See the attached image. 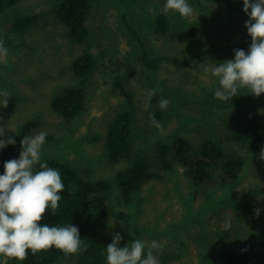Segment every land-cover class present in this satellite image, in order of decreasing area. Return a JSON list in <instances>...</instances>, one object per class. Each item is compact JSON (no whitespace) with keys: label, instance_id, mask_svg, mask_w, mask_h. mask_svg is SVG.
I'll use <instances>...</instances> for the list:
<instances>
[{"label":"rangeland","instance_id":"374dc122","mask_svg":"<svg viewBox=\"0 0 264 264\" xmlns=\"http://www.w3.org/2000/svg\"><path fill=\"white\" fill-rule=\"evenodd\" d=\"M59 2L20 0L0 15L4 29L13 27L17 16H36L22 32H11L13 46H5L7 62H0V90L9 93L8 106L0 108L3 138L16 141L18 126L36 118L39 124L30 136L44 131L55 138L43 146L42 159L44 155L69 159L87 179H111L114 212L102 219L106 246L119 233L120 247L136 239L163 245L162 252L155 253L159 264H225L228 251L264 242V161L259 158L264 146L252 152L248 139L232 138L250 121L264 129V94L254 97L240 89L236 96L246 97L238 106L231 99L218 100L214 97L218 81L204 72L205 67L234 59L236 49L248 51L251 37L244 24L249 17L235 7V0H188L193 15L184 19L168 14L165 35L150 23L162 13L165 0H132L126 6L120 0H90L86 23L91 34L82 44L68 39L65 25L55 15ZM130 26L142 36L141 44ZM143 49L158 60L154 69L142 61ZM84 51L96 56V66L86 86L83 111L66 120L52 109L51 100L79 82L71 63ZM157 86L162 91L149 100L146 90ZM161 97L169 101L166 110L159 108ZM122 109L133 113L132 147L130 157L112 162L105 154L106 133ZM150 115L162 128L151 123ZM177 135L188 138L194 149L212 138L229 155L244 157L237 181L218 183L214 176L211 184H192L180 165L173 171L159 167L157 142H170ZM139 149L146 153L153 177L126 205L113 178ZM261 247L262 254H253L257 264H264ZM6 259L0 257V264Z\"/></svg>","mask_w":264,"mask_h":264},{"label":"trees","instance_id":"16d2710c","mask_svg":"<svg viewBox=\"0 0 264 264\" xmlns=\"http://www.w3.org/2000/svg\"><path fill=\"white\" fill-rule=\"evenodd\" d=\"M19 1L0 0V15L14 7ZM120 1H123L126 6L132 0ZM235 7L246 15L243 11V0H235ZM90 9V0H60L58 3L55 15L65 25L68 39L71 42L82 44L88 40L91 29L86 20ZM35 19V15L17 16L10 29H4L0 22V38L4 40L5 46H13L11 32H22ZM169 20L168 15L158 13L153 20L150 19V23L155 32L165 35L169 31ZM130 29L135 41L137 40L141 44L142 36L137 29L134 26H130ZM140 57L149 69H154L158 63V60L151 57L144 49ZM96 62V56L89 51H84L73 59L71 69L79 78V82L75 86L66 87L51 100L52 109L62 118L71 120L83 111L86 86ZM245 97L244 95H235L231 101L238 106L244 102ZM250 122L245 128L234 132L232 138L239 142L248 139L252 144L250 150L257 151L264 146V129L257 123ZM38 124L36 118L26 120L18 126L16 143L0 149V173L3 174V165L6 161L19 157L20 141L24 136H30ZM106 135L105 154L109 160L113 162L130 157L133 138L132 111L120 110L110 123ZM52 141L54 142L55 138L47 135L44 146L53 143ZM56 142L58 141L56 140ZM222 146L221 142L206 138L197 149H194L188 138L177 135L170 142H157L156 163L168 171H173L176 166L180 165L185 178L192 184H211L214 176L218 177V183L231 184L239 178L245 165V158L229 155L226 148ZM41 162H45L49 167L59 171L64 189L58 193L62 199L58 202L57 214L53 216L49 207L39 223H46L50 227H65L70 224L78 227L80 238L88 245L87 250L79 254L68 255L54 247L35 255H32L28 250L27 258L24 261L18 262L15 259L7 258L5 264H68V262L107 264L106 240L103 237L105 225L102 223V219L114 212L113 203L111 204V179H87L82 175L80 168L71 163L69 159H61L53 155H44ZM36 169L39 170V165L36 166ZM152 177L151 164L146 153L144 150H137L130 164L117 171L113 178L119 186L121 201L126 205L133 202L142 186ZM255 241L258 240L253 242ZM261 246H264V242L253 244L250 242L247 246H240L228 251L225 264H257L253 254H262Z\"/></svg>","mask_w":264,"mask_h":264},{"label":"clouds","instance_id":"9594fccd","mask_svg":"<svg viewBox=\"0 0 264 264\" xmlns=\"http://www.w3.org/2000/svg\"><path fill=\"white\" fill-rule=\"evenodd\" d=\"M162 13L179 14L189 18L194 9L188 0H165ZM243 11L249 17L244 27L251 37L248 51L234 50V59L204 68L218 81L214 97L228 101L238 90L246 89L254 97L264 94V0H243ZM8 49L0 39V62H7ZM162 89L146 90L149 100ZM9 93L0 90V108L8 106ZM169 101L161 97L159 108L166 110ZM151 123L157 128L162 125L150 115ZM47 133L39 132L33 136H24L20 141L21 151L17 159H10L3 165L4 174L0 175V257H7L22 262L27 258L28 250L32 255L56 248L65 255L79 254L87 250L88 245L80 238L78 227L70 224L65 227L49 226L39 223L46 210L51 208L55 216L62 199L58 193L64 184L59 171L41 162L42 150ZM5 137V128L0 127V149L14 145L15 139ZM259 158L264 161V148ZM39 165V170L36 166ZM259 209L255 210L259 215ZM230 227V224L225 225ZM123 237L115 233L111 243L107 244V264H159L156 252H162L163 245L156 241L146 243L136 239L120 247Z\"/></svg>","mask_w":264,"mask_h":264},{"label":"bare ground","instance_id":"6f19581e","mask_svg":"<svg viewBox=\"0 0 264 264\" xmlns=\"http://www.w3.org/2000/svg\"><path fill=\"white\" fill-rule=\"evenodd\" d=\"M130 103V102H129ZM127 111V110H126ZM116 119V118H115ZM140 122V121H139ZM142 122V121H141ZM143 125V124H142ZM138 127V126H137ZM144 127V126H143ZM243 141V140H242ZM223 147V146H222ZM259 150H260V148H259ZM134 151V150H133ZM258 151V150H257ZM252 152H254V150H252ZM243 156V155H242ZM247 164V163H246ZM246 167V166H245ZM3 174H4V172H3ZM240 175V174H239Z\"/></svg>","mask_w":264,"mask_h":264}]
</instances>
